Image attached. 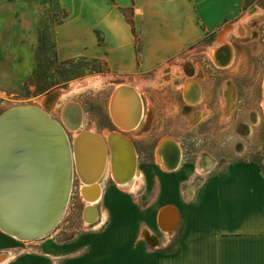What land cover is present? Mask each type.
I'll use <instances>...</instances> for the list:
<instances>
[{
  "label": "crops",
  "instance_id": "0c3cea01",
  "mask_svg": "<svg viewBox=\"0 0 264 264\" xmlns=\"http://www.w3.org/2000/svg\"><path fill=\"white\" fill-rule=\"evenodd\" d=\"M61 2L68 19L56 29L59 59L89 56L104 61L112 73L104 78L114 77L117 86L131 84H123V90L139 101L143 96L145 106L146 87L162 75L172 78L173 69H166L178 67L175 62L182 54L243 12V0ZM38 12L35 0H0L1 92L23 91L33 75ZM225 51L221 57L227 56ZM188 86L176 82L173 90L176 95L184 91L191 102ZM155 98L157 109L179 106L175 98L168 104L161 96ZM207 158L201 152L176 168L162 156L142 161L137 164L139 175L132 190L109 174L103 183L105 217L98 227L86 229L98 231L75 234L70 242L56 244L53 254L0 252L14 254L1 264L15 259V264H264V173L250 161L218 170L219 162L210 164ZM143 196L149 198L145 209L135 205ZM166 205L180 215V224L172 232L160 224ZM172 241L176 244L168 250Z\"/></svg>",
  "mask_w": 264,
  "mask_h": 264
},
{
  "label": "rangeland",
  "instance_id": "374dc122",
  "mask_svg": "<svg viewBox=\"0 0 264 264\" xmlns=\"http://www.w3.org/2000/svg\"><path fill=\"white\" fill-rule=\"evenodd\" d=\"M35 1L39 12L34 79L23 91H0V116L18 105L41 106L66 126L70 140L73 141L75 132L64 122V107L70 101L83 108V121L76 132L94 129L102 134L117 129L110 118V111L112 113L111 101L115 89L121 84L117 86L118 82L114 77L104 78L112 73L104 61H93L94 57L85 56L84 60H78L77 57L75 62L66 65L53 64V40L56 39L57 43L56 29L68 19L67 16L63 18L65 13L68 15V11L64 9L61 0ZM100 40L102 41V37ZM197 45L175 62L179 63L178 67L166 69H173L172 78L171 75H162L160 81L146 87L144 95L149 100L146 110L144 109V123L151 122L154 116L155 120L151 123L155 126L170 127L169 130L157 133L166 132L190 138V141H186V147L189 152H193L192 156L197 152L209 154L213 159L209 156L207 159L212 160L213 164L214 160L219 162L218 170L237 161H250L256 163L264 173V0H243L241 17L227 20ZM218 47H224L230 57V63L226 67L214 62V54L217 52L214 49ZM206 64H210L209 67H203ZM211 75H215L216 79ZM189 79H198L209 88L207 103L211 105H207L203 111L194 110L191 114H182L184 105L180 104L181 93L176 95L173 87L176 82ZM75 83L86 85L73 89L72 85ZM141 87L143 89L144 86ZM58 89H67L69 92L59 96L54 104L43 103L42 99ZM156 96H161L166 104L169 103L168 100L175 98L179 106L169 110L164 108V111L160 107L157 109V101L154 99ZM207 103L203 101V107ZM137 132L138 129L122 131L132 137ZM140 135L143 136H138L137 139L142 140L141 146H144L145 132ZM206 168H210L208 162ZM104 180L102 183L106 182ZM142 182L140 180V187L143 186ZM81 185L82 181L75 173L68 206L60 221L47 235L37 240H20L4 234L0 229V252L53 254L56 253V244L70 242L75 234L98 231V228L86 230L89 228L84 224L83 209L87 202L82 196ZM131 196L135 200L139 198L135 194ZM148 204V196H143L135 205L145 209ZM175 244L172 241L168 250L173 249ZM15 262L16 259L8 264Z\"/></svg>",
  "mask_w": 264,
  "mask_h": 264
},
{
  "label": "bare ground",
  "instance_id": "6f19581e",
  "mask_svg": "<svg viewBox=\"0 0 264 264\" xmlns=\"http://www.w3.org/2000/svg\"><path fill=\"white\" fill-rule=\"evenodd\" d=\"M218 49H214L217 50V54H214L215 62L221 66L229 65L230 57L228 54L221 57L225 51L224 47ZM84 85L86 84L75 83L72 87L75 89ZM120 86L112 97V115L118 125L124 129H132L136 126L139 116L143 115L144 106L141 99L139 101L134 95L125 92L123 84ZM68 92L67 89H58L42 101L46 104L47 102L54 104L61 95ZM68 104L66 103L67 107H64V110L66 109L64 113H67L64 114V122L75 132L73 141L70 140L66 126L62 122L54 119L46 108L38 107L43 109L46 116L50 117L51 120L58 122L64 131L70 148L74 174L77 173L82 181L81 193L82 188L88 185L84 190V200L87 203L83 209L86 227H98L105 217L101 207L104 194L102 181L110 174L122 187L132 190L135 188V180L138 178L139 172L137 171V164L134 165L131 147L121 138L123 133L106 131L105 136L94 129L76 132L83 121V108L75 102L69 101ZM73 104L80 106L81 115L78 116ZM7 128L5 127L0 132L2 152L0 156V218L11 222L12 226L18 225L19 228L30 224L34 225V228L42 226L43 223L55 216L59 209V206H55V204L63 190V171L66 170L65 166L68 161L64 148L60 145L63 132L59 133V131L54 130L50 124L33 113L25 121L19 122L17 128L11 129V131ZM86 131L89 133H86L76 143L78 136ZM90 132L99 134L102 140L94 137ZM111 133L120 137L115 136L111 139ZM103 142L106 147L105 153ZM210 164H213L212 160H210ZM103 167L105 170L98 181L99 186L92 185L94 183L91 180L102 172ZM166 206L169 208L167 207L161 212L159 219L160 224L166 230H170L179 223L180 215L175 207ZM0 226L1 231L10 237L31 240L21 235L9 233L1 224ZM13 255V253L11 255L1 254L0 264Z\"/></svg>",
  "mask_w": 264,
  "mask_h": 264
},
{
  "label": "flooded vegetation",
  "instance_id": "af4514ba",
  "mask_svg": "<svg viewBox=\"0 0 264 264\" xmlns=\"http://www.w3.org/2000/svg\"><path fill=\"white\" fill-rule=\"evenodd\" d=\"M209 65L210 64H206V65H203V67L204 66L209 67ZM212 77L216 79L215 75H213ZM183 83H189L187 93L189 94L190 99L192 101L190 102L185 98L184 91L181 92L180 102H181V105H184L182 109L183 110L182 114H191V112H193L194 110L203 111L207 105H211L210 103H207V95H208L207 92L209 88L206 87V85L203 84L202 81L198 79H195V80L189 79L187 81H182V84ZM141 100H142V105L144 106V109L146 110L145 104H144L145 101H144L143 96L141 97ZM203 101L207 103L204 107L202 105ZM207 109L210 110L211 108H207ZM143 114L145 115V111ZM144 115L139 116V118L137 119L138 121L136 122V126L131 129V130H134V129L139 130V132H137V134H135L134 137L128 134H124L132 141L131 143L133 144L132 147L134 148V151H135V156L137 158V164H140L142 161H145V160L153 161L159 156H162L163 160H166V163L168 166H173L176 168L178 166L177 164H179V162L181 161H185V160L191 161V160L196 159L199 152H197L195 156H192L193 152H189V148L186 147V141H190V138L188 139V138H185L184 136L182 138L181 136H178V135L176 136V135L166 133V132L161 133V134L157 133L160 130H163V131L169 130L170 127L168 125L155 126L154 123H151L155 120L154 116L151 122L146 121L144 123V118H145ZM110 118L113 124L115 125V127H117V129H114L111 132L122 133L124 129L117 124L114 117L112 116L111 111H110ZM142 132H145V137H146L143 140L145 141L144 146H141L142 140L137 139L138 136H143V135H140V133ZM114 135H117V134H114ZM204 154L207 156H210L207 153H204Z\"/></svg>",
  "mask_w": 264,
  "mask_h": 264
},
{
  "label": "water",
  "instance_id": "95a60500",
  "mask_svg": "<svg viewBox=\"0 0 264 264\" xmlns=\"http://www.w3.org/2000/svg\"><path fill=\"white\" fill-rule=\"evenodd\" d=\"M54 93V92H53ZM69 105V104H68ZM67 107V106H66ZM73 107L76 108L78 116L81 115L82 111L80 109V106L78 105H74ZM66 110V109H65ZM64 110V112H65ZM37 114L38 116H40L42 118V120H44L46 123L50 124L54 130L59 131V133L63 134V139L60 142V145L64 148V151L66 153L67 156V165L66 170L63 171L64 174V179H63V190L61 191V194L59 196V198L57 199V202L55 204V206H59V209L56 211V215L53 216L49 221L45 222L42 224V226L39 227H33L34 225L30 224V225H24V227L19 228L18 225H16V227L13 225H11V222H7L6 220H4L3 218H0V224L4 227V229L6 228V230L9 233L12 234H17V235H21L24 238H28L31 240H36L37 238L46 235L47 233H50V231L53 229V227L56 225V223L58 222V220L61 218V216L64 214L70 197H71V191H72V186H73V179H74V166H73V161L71 160V154H70V148H69V144L67 141V138L64 134V131L62 130L61 126L59 125L58 122L51 120L50 117L46 116V113L43 109H41L38 106H34V105H21V106H15L12 107L10 109H8L7 111H5L1 116H0V132H2L5 127H8L7 129H9V131H11V129L17 128V126L19 125V122L21 123L22 121H25L26 118L31 114ZM67 114V113H64ZM67 116V115H66ZM78 124V123H77ZM9 126H11V128H9ZM89 133V131L83 132L81 133L77 140L76 143L81 140L83 138V136ZM91 134H93L94 137L99 138L102 140V137L99 134L90 132ZM115 136L120 137L119 135H113L112 137L114 138ZM111 137V139H112ZM121 138L126 142V144L130 146H133L131 141L124 135H121ZM75 143V144H76ZM103 148H104V153L106 152V147L105 144L103 142ZM132 152V158L134 161V165L136 166L137 164V159L135 156V151L134 148L131 149ZM1 148H0V156H1ZM105 168L103 167L102 172L95 177V179L91 180V182H93L94 186H99L98 181L101 179V177L103 176V172H104ZM88 187V185H85L82 188V194L85 196L84 190L85 188ZM169 208V206H166L163 209ZM89 209V208H87ZM180 224L179 223L172 229L170 230H166L162 225V229L166 232H172L175 229L178 228ZM2 227V228H3ZM1 228V226H0Z\"/></svg>",
  "mask_w": 264,
  "mask_h": 264
},
{
  "label": "trees",
  "instance_id": "16d2710c",
  "mask_svg": "<svg viewBox=\"0 0 264 264\" xmlns=\"http://www.w3.org/2000/svg\"><path fill=\"white\" fill-rule=\"evenodd\" d=\"M58 1V0H57ZM67 16V13H65L64 14V17L63 18H65ZM62 18V19H63ZM62 19L61 20H59V23L62 21ZM129 22L132 24V26H133V29H134V31L136 32V30H135V27H134V22H133V20L132 19H129ZM55 34V31H53V35ZM53 38H54V36H53ZM52 54H53V58L55 59L54 61H53V64L54 63H56V64H62V65H66V64H71V63H73V62H75L77 59H75V58H73V59H68V60H59V57H58V52H57V43H56V39H54L53 40V52H52ZM84 59H86L85 57H79V59L78 60H84ZM93 61H100L99 59H96V58H94L93 59ZM33 79H34V76L32 75L30 78H29V80H28V82H27V87L29 86V84L33 81ZM47 89V88H46ZM45 90V89H44Z\"/></svg>",
  "mask_w": 264,
  "mask_h": 264
}]
</instances>
